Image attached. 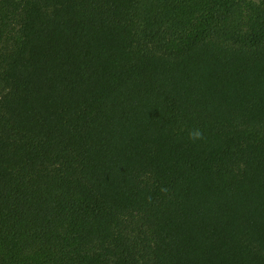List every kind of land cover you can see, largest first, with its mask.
<instances>
[{"label":"trees","instance_id":"16d2710c","mask_svg":"<svg viewBox=\"0 0 264 264\" xmlns=\"http://www.w3.org/2000/svg\"><path fill=\"white\" fill-rule=\"evenodd\" d=\"M0 264H264V0H0Z\"/></svg>","mask_w":264,"mask_h":264},{"label":"clouds","instance_id":"9594fccd","mask_svg":"<svg viewBox=\"0 0 264 264\" xmlns=\"http://www.w3.org/2000/svg\"><path fill=\"white\" fill-rule=\"evenodd\" d=\"M189 140L195 142L198 140H202L204 138L203 130L201 129H194L188 133Z\"/></svg>","mask_w":264,"mask_h":264}]
</instances>
